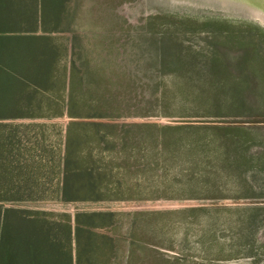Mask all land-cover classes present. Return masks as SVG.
Returning a JSON list of instances; mask_svg holds the SVG:
<instances>
[{
    "label": "rangeland",
    "instance_id": "obj_1",
    "mask_svg": "<svg viewBox=\"0 0 264 264\" xmlns=\"http://www.w3.org/2000/svg\"><path fill=\"white\" fill-rule=\"evenodd\" d=\"M231 1L64 0L43 27L36 0L0 33V115L25 117L0 199L89 216L99 263L264 264V20Z\"/></svg>",
    "mask_w": 264,
    "mask_h": 264
},
{
    "label": "crops",
    "instance_id": "obj_2",
    "mask_svg": "<svg viewBox=\"0 0 264 264\" xmlns=\"http://www.w3.org/2000/svg\"><path fill=\"white\" fill-rule=\"evenodd\" d=\"M21 117L25 118L13 114L0 115V119ZM10 160L13 167L8 164L7 168H15L14 159ZM17 167L20 168L19 165ZM23 176L15 177L13 174L5 179H28ZM9 199V196L8 200L0 199V264H126L123 258L114 262L112 257H107L105 263H99L91 254H76L74 231L78 225L75 221L77 212L65 219L61 214L48 217L40 213V208L31 207L28 201ZM63 223H67L70 230L69 255L62 254ZM88 225L86 223L84 227L89 229Z\"/></svg>",
    "mask_w": 264,
    "mask_h": 264
},
{
    "label": "trees",
    "instance_id": "obj_3",
    "mask_svg": "<svg viewBox=\"0 0 264 264\" xmlns=\"http://www.w3.org/2000/svg\"><path fill=\"white\" fill-rule=\"evenodd\" d=\"M63 2L64 0H42L41 23L43 27H45L47 21L51 22V26L57 25L58 21L53 22V19L57 18ZM35 25L36 0H0V33L27 31L33 29ZM4 88L8 93L10 88L0 82V94H2ZM1 110L2 107H0V112ZM100 215L102 218H107L105 213ZM89 220V216L83 213H76L75 215V221L78 225L74 231V241L78 256L89 255V252L91 254V249L93 248L92 239L94 238V233L84 227L86 223H89ZM67 225V223H63L62 254L64 255L70 254V230ZM98 238L105 240L104 236Z\"/></svg>",
    "mask_w": 264,
    "mask_h": 264
},
{
    "label": "bare ground",
    "instance_id": "obj_4",
    "mask_svg": "<svg viewBox=\"0 0 264 264\" xmlns=\"http://www.w3.org/2000/svg\"><path fill=\"white\" fill-rule=\"evenodd\" d=\"M220 1H223V0H220ZM229 1H231V0H229ZM219 2V1H218ZM227 2V1H226ZM232 2V1H231ZM240 2V1H239ZM223 3V2H222ZM238 2H236V4H237ZM227 4V3H226ZM232 4H234L233 2H232ZM247 4V3H246ZM248 6V5H247ZM260 11L258 12V17H260L262 20H264V0H261L260 1ZM249 10V9H248ZM250 10H254V9H252V8H250ZM255 11V10H254ZM253 11V12H254Z\"/></svg>",
    "mask_w": 264,
    "mask_h": 264
}]
</instances>
